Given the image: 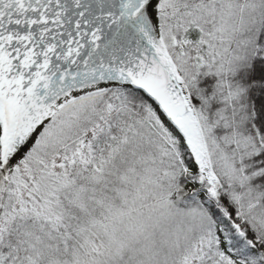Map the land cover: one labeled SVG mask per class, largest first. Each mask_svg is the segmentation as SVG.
I'll return each mask as SVG.
<instances>
[{"label":"snow or ice","instance_id":"obj_1","mask_svg":"<svg viewBox=\"0 0 264 264\" xmlns=\"http://www.w3.org/2000/svg\"><path fill=\"white\" fill-rule=\"evenodd\" d=\"M0 264H264V0H0Z\"/></svg>","mask_w":264,"mask_h":264}]
</instances>
